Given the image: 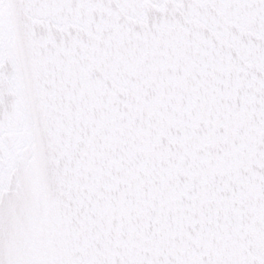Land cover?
<instances>
[{
	"label": "snow or ice",
	"instance_id": "snow-or-ice-1",
	"mask_svg": "<svg viewBox=\"0 0 264 264\" xmlns=\"http://www.w3.org/2000/svg\"><path fill=\"white\" fill-rule=\"evenodd\" d=\"M0 264H264V0H0Z\"/></svg>",
	"mask_w": 264,
	"mask_h": 264
}]
</instances>
